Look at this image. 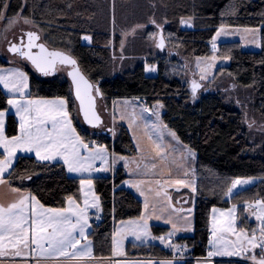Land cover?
Wrapping results in <instances>:
<instances>
[{"label":"trees","instance_id":"obj_1","mask_svg":"<svg viewBox=\"0 0 264 264\" xmlns=\"http://www.w3.org/2000/svg\"><path fill=\"white\" fill-rule=\"evenodd\" d=\"M129 1L0 0V4L8 5L4 13L7 20L18 18V25L28 26L34 32L38 28L43 36L48 34L49 40L54 38L53 41L50 40L53 46L72 48L81 70L98 85L107 101L141 99L146 100L148 106H153L159 100L164 101V122L177 133L184 144L197 153V192L191 193L195 199V233L191 237L178 238L175 243L185 246L187 257L205 258L209 251L213 208L229 209L235 205L238 207L239 228L251 234L258 227V223L252 221L250 211L244 205L247 202L264 200V149L259 157L251 154L250 142L244 131L243 114L230 108L218 91H206L200 96L198 93L196 102H193L188 92L190 85L184 82V74L178 71L181 69L177 64H184L196 57H210L211 42L222 26L260 29L261 51L247 52L240 42L234 41L220 45L219 53L221 57L230 60V65L223 68L225 74L238 88L253 93L256 109L264 116V0L146 1L153 14L156 11L151 5L155 1L162 5L161 15L166 27L165 30H160V36L170 39L169 46L172 50L169 58L158 59V73L155 78L146 76V62L137 57L124 60H115L112 57L110 9L114 6L116 17L117 8L120 10V6ZM101 9L104 13L102 16ZM24 17L30 23L25 24ZM184 21L192 22L195 30H183ZM119 27L118 24L114 28L118 34L117 43L113 47L117 57L120 55L122 38L118 33ZM84 36L91 37V47L82 45ZM165 43L167 48L166 40ZM3 65L0 62V67ZM175 66L177 72L173 69ZM29 74L32 98L64 97L69 100V108L73 111L72 92L68 81L56 77H38L30 71ZM7 98L9 96L0 88V111H9ZM18 126L16 117L9 114L7 135L17 134ZM80 132L83 137L88 138L86 133L81 130ZM97 139L114 148L116 155L137 153L131 135L124 126L114 145L105 139ZM21 176L25 178L21 179ZM243 178H256L259 181L228 200L227 188L231 187L235 179ZM125 179L123 169H118L115 178H95L105 217V221L92 235L98 257L112 255L114 225L120 220L136 218L141 214V200L128 190L118 189ZM7 180L14 187L33 194L47 207L64 208L69 196H80V180L71 178L65 165L44 163L33 157H19ZM152 230L155 235H162L169 229L154 226ZM179 264L196 262L186 261ZM215 264L245 263L216 261Z\"/></svg>","mask_w":264,"mask_h":264},{"label":"snow or ice","instance_id":"obj_2","mask_svg":"<svg viewBox=\"0 0 264 264\" xmlns=\"http://www.w3.org/2000/svg\"><path fill=\"white\" fill-rule=\"evenodd\" d=\"M7 8V4H0V19H5L4 13ZM13 22V19H9V25ZM23 22L25 24L30 23L27 17L23 18ZM223 31L222 26L217 32V36ZM25 35L27 36V50H24L23 36L21 37L20 45L11 43L8 50L18 54L23 59L31 61L36 70L45 76L51 74L57 64L71 66L72 70L68 72V75L75 85V97L80 102L79 107L83 112V119L88 125L98 127L101 120L94 111L93 97L91 95L93 85L89 84L81 74L76 59L61 51H49L43 43L37 44L36 41L40 37L36 32L28 31ZM83 39L91 41L90 36H84ZM157 46L160 48L164 47L163 35L160 36ZM33 48H38L39 52L34 53L32 51ZM213 48L215 49V43H213ZM211 59L215 60L216 57L213 56ZM148 70L154 71L153 68H149ZM203 78L202 76L201 79ZM0 84L4 86L8 93L13 94L7 98L6 103L15 108L16 115L19 116L18 132L15 135L9 136L5 131L6 112L0 111V149H3V153L0 154V184L6 183V173L8 176L12 175V172L9 170L13 167L17 152H34L35 156L43 161H54L59 157L64 165L67 166L68 173L81 174V188L84 189L86 187L88 189V191L84 192L83 207L80 206L75 198L69 196L67 198L68 207L45 208L35 197L27 195H22L17 202L7 207L0 206V255L4 254L5 240L14 248L21 245L28 248L31 240L32 244H35L38 249L50 256H74L76 253L71 252V250L76 249L80 243V239H77L74 233L78 231L79 237L86 240V230L90 227L88 208L93 207L99 210L98 197H94L91 203L88 200L93 181L91 178H85L83 174H90L94 171H107L108 168L106 166L109 164L108 149L104 145L97 146L95 141L85 142L84 137L73 126L72 116L68 109L69 100L67 98L25 100L24 93L28 88V77L25 72L20 69L0 70ZM199 88L200 85L193 81L191 85L193 96H195ZM15 94H19V98H16ZM159 107H163V105H158ZM143 111H147V109ZM155 115L159 119V112L155 113ZM49 125L50 127H48ZM159 127L155 123L151 125V128L156 131L157 141H159L158 143L153 142L154 151L155 155L161 161H164L168 146L163 144ZM163 127L166 128L167 126L163 125ZM169 134L173 138L176 137L175 132H170ZM90 144L92 145L91 147ZM185 153H182L180 160L176 162V166L181 170L185 168V164L188 161L195 157L194 150L190 148H185ZM117 159L126 158L114 156L113 163ZM97 160L105 167L97 169L95 167ZM183 175L187 177L188 171H184ZM20 178L24 179L25 176H21ZM174 183L189 188L193 194L197 192L194 179L177 178L174 180ZM241 183L240 180L232 182L231 187L227 188L226 194L231 196L233 188ZM243 183H248V181H243ZM12 190L17 193L20 192L19 188ZM160 194L159 192L157 193V195ZM144 207L147 210L148 204L145 203ZM247 207L255 209L252 215L259 221V228L253 230L251 234L243 228L237 227L235 205L227 211H221L217 208L212 209V239L209 240L210 250L207 253V258L239 256L243 252L248 251L253 252L249 257L253 264H264V200H258L255 202V205L249 204ZM216 213H219V218L215 215ZM191 214L192 209L190 208L188 209V214L182 217L186 222L184 230H192ZM150 218L151 216L149 215L141 216L137 220H129L122 231H125V234L130 233L134 235L136 239H140L141 236L150 237L148 225ZM121 223L124 224L123 221ZM168 223H171L173 232L158 239L162 243L167 241L169 247H172L176 252H180L185 246L172 245L170 242V237L177 230V225L170 219ZM225 233L235 236L236 239L221 246V242L223 241L222 234ZM150 238L156 239L155 237ZM122 239L123 237H121V241L117 242L118 247ZM42 240L47 242V249L43 248ZM256 248H260L261 250V258L259 260H257L254 254V249ZM89 252L90 248L86 245L83 254H88ZM19 254V252L16 253V255ZM117 254L122 253L118 251ZM158 264H173V262L160 261ZM204 264H211L210 259H206Z\"/></svg>","mask_w":264,"mask_h":264},{"label":"rangeland","instance_id":"obj_3","mask_svg":"<svg viewBox=\"0 0 264 264\" xmlns=\"http://www.w3.org/2000/svg\"><path fill=\"white\" fill-rule=\"evenodd\" d=\"M146 1L149 0H130L128 3H123L120 6V10L117 8L118 12L117 16L114 17V6L110 9V18H111V49L113 51L112 57L115 60H124L125 58H134L137 57L144 62H146V76L149 78H155L157 76L158 70V59L161 57L169 58L171 56L172 50L169 46V40L166 36L164 42H167V48L161 49L157 45L160 40V30H165L166 24L161 15L163 11L162 5L155 1L151 7L156 11L154 14L151 13V9L148 6ZM101 16L104 14L101 9ZM14 22L9 25V20H7L6 24H0V31L2 32V42L0 43L1 53L8 58H19L16 55L11 54L8 50L11 43L17 44L19 38L23 36L25 38V32L19 30L21 25H18L19 20L16 18L13 20ZM155 21V23H153ZM189 23V24H187ZM119 24L120 30L118 33L121 36V44L119 56L117 57L116 51L113 49L116 42L117 33H115L114 28ZM115 26V27H114ZM182 28L185 31H193L195 30L193 23L190 21H184L182 24ZM224 31L220 33V35L214 36L211 42V52L212 55L210 57H196L190 60L185 61L183 64H177L178 71L183 73V80L186 85H190L193 81L201 84L202 88L197 91L196 94L198 96L204 94L206 91H218V93L223 97L225 103L234 110H239L243 114V124L244 131L248 137V141L250 142L251 154L253 156H261L262 151L264 149V116L262 113H259L256 109V104L254 100L253 93L248 90L240 89L229 78L228 75L225 74L223 68L228 67L230 65V60L225 59L220 56L219 50L220 45L227 42H240L242 47L247 52H259L262 49V41H261V30L257 28H230L223 27ZM39 34H41L42 42L47 44L51 50L63 51L68 54L73 55L72 48L64 49L63 47L53 46L50 44L48 34L42 35L40 30L34 29ZM219 31V30H218ZM217 31V32H218ZM23 34V35H22ZM117 34V35H116ZM48 38V39H47ZM62 40L63 38H58ZM213 43H215V49L213 48ZM70 46V44H69ZM132 55V56H129ZM137 55V56H136ZM127 56V57H126ZM215 56L216 59L212 60L211 58ZM27 64H29L26 61ZM120 65V64H119ZM32 68V72L34 75L41 77L35 69L29 64ZM177 67L175 66V71L177 72ZM149 68H153L154 71H149ZM69 67L65 65H59L56 71V74L53 76H49L46 78H60L64 81H68L67 71ZM183 70V71H182ZM204 77L201 79V77ZM190 96L193 98V102H196V96H193L191 90L188 91ZM105 98L98 99V110L100 114L104 118V125L99 130H90L85 126L82 121V118L79 113V108L77 102L73 97H71V103L73 106V117L75 122L77 123L80 130L84 133L89 134V141H94V137L97 136L99 138L105 139L106 141H110L108 137V132L112 133L114 128L117 130L118 138L120 136V132L122 126H124L131 135L132 141L134 143L135 148L138 153L131 155H116V157H125L126 159H117L116 162L118 165H123L132 177H146L151 178L152 181L155 179L158 180V184L160 185L161 190L160 195H155L154 193L149 194L145 197L144 193L142 194V198L145 203L148 204V210H151V207L156 205V207L152 210H155L156 216L163 219L166 224V227L169 228L166 234H162L161 236H166L168 233L173 232V228L171 223H168L170 219L177 225V230L174 235L170 237V242L172 244L173 238L179 237L181 235H193L195 232V210H194V202L195 199L191 194V190L189 188H185L180 185H176L174 180L177 178H187L194 179L195 184L197 183V175H196V162H197V153L195 152V157L188 161L185 164V168L183 170L179 169L176 166V162L180 160L181 154L185 153V148H190L186 144H184L178 137L177 133L169 128L164 122V114L166 112V107L163 100H159L153 106H148L147 103L141 102L137 103L131 99H122L117 102L112 107L111 115L106 111V102ZM142 101V100H141ZM108 103V101H107ZM109 104V103H108ZM107 104V105H108ZM158 105H163V107H159ZM147 109V111H143ZM149 111L151 113H149ZM159 112V119L155 113ZM110 115V116H109ZM123 117V118H121ZM111 118L114 123H112ZM155 123L159 125V132L162 134L163 144L167 147V155L164 161H161L159 157L155 155L154 144L153 142L157 141V133L155 130L151 128V125ZM111 124L114 125V128H111ZM122 126H120V125ZM163 125L167 127L164 128ZM251 125V127H249ZM106 128H110L107 133H105ZM175 132L176 137L173 138L169 133ZM151 137V139H149ZM117 139L115 142H117ZM139 146V147H138ZM107 147V146H106ZM108 149V148H107ZM191 149V148H190ZM186 154V153H185ZM139 165V166H138ZM155 165V167H153ZM188 171V176L184 177L183 172ZM240 180L242 183L237 185L232 190L231 196L226 195L228 200H231L233 196H235L240 191L251 187L256 184L259 180L256 178H243V179H235ZM233 181V182H234ZM243 181H248V183H243ZM186 196L185 203L181 204V198ZM170 198V199H169ZM160 201L162 202V207L160 206ZM256 202V201H255ZM253 202H247L244 206L246 208L247 205L252 204ZM160 209H164L162 212L163 215L160 214ZM233 207V206H232ZM231 207V208H232ZM192 209L191 214V222H192V230H184L185 221L182 217L188 214V209ZM229 208V209H231ZM221 211H227L229 209H221L217 208ZM250 211V218L252 221L258 223L259 221L255 219L252 215L251 208H248ZM146 212V210H145ZM217 218H219V213L215 214ZM236 222H238V207L236 206ZM212 216L211 215V225H212ZM126 222L124 220L119 221ZM238 227V225H237ZM239 228V227H238ZM124 226L117 228V233H113V241L118 242L121 241V237H123L122 242L117 245V248H122L123 243L126 241V238L134 239L136 238L134 235L128 233L125 234V231H122ZM250 234V233H249ZM258 234V232H257ZM223 241L221 242V246L223 244L234 241L236 239L235 236L230 234H222ZM158 237V236H157ZM140 239H145V236H141ZM178 239V238H177ZM212 239V237H210ZM145 241V240H143ZM168 246V242H164ZM210 250V245H209ZM260 248L254 249V254L257 257V251ZM261 251V250H260ZM249 253V257L253 254V252H243L239 256H226L232 258L245 257V254ZM217 257V256H216ZM210 259V258H209ZM250 259V258H249ZM205 261H199L196 264H204ZM211 264H215V260L210 261ZM240 262H245L246 264H252L250 261L243 259Z\"/></svg>","mask_w":264,"mask_h":264},{"label":"crops","instance_id":"obj_4","mask_svg":"<svg viewBox=\"0 0 264 264\" xmlns=\"http://www.w3.org/2000/svg\"><path fill=\"white\" fill-rule=\"evenodd\" d=\"M6 22H7V19L5 17V19L1 20L0 24L1 25L6 24ZM187 24H189V23H187ZM19 28H20L19 30H21L22 32H25V33L33 30V29L31 30L28 26H21ZM1 42H2V32L0 31V43ZM81 42H82V45H84V46H87V47L92 46V39H91V41H85L82 38ZM11 54L19 57L15 53L11 52ZM0 62L2 64H4L3 66L0 67V70L7 71L10 69H20L21 71H23L27 74L28 88L26 89V91L24 93V99L25 100H28V99L38 100V99H40V98H32L31 97V80H30L29 71L31 73H33L32 72L33 70L29 66V64L26 63V60H23L20 57L15 58V59L14 58H8V57L4 56L0 50ZM0 88H2L3 91L9 97L13 95L11 93H8L2 84H0ZM15 96H16V98H19V94H15ZM131 100H133L134 102L140 103V104L142 102L141 99H131ZM117 101H119V100H113L111 102L108 101L109 104L107 103V101L105 102L106 106H107L106 111L110 115H111L112 107L115 104V102H117ZM68 109H69V112L71 113V116H72L73 126L76 128L77 132L81 134V132L79 130L80 128L78 127L77 123L74 120L73 113L70 110L69 105H68ZM5 112H6V115H5V131H7L8 115L13 114L16 117L18 124H19V116L16 115L15 108H13L12 106H10L9 111H5ZM111 121H112V123L115 122V121L113 122L112 118H111ZM120 126H122V125H120ZM48 127H50V125ZM112 127L114 128V125L111 124V128ZM86 134L89 137V134L88 133H86ZM107 134H108V137L110 138V142H112V144L114 145V143H116L115 142L116 139L118 138L117 130L114 128L112 133L108 132ZM94 138H95L94 141H95L97 146H99V145L107 146L106 144H102L101 140L97 139L99 137L95 136ZM84 139H85V142L87 143L86 137H84ZM91 146L92 145H90V147ZM107 148H108V152H109V164L106 167L108 168V170L107 171H94L90 174L89 173L83 174V176L85 178H91L93 181V186H92V189L89 193L88 200L91 203V201L94 197H98L97 203L99 205V210H97V208H93V207L88 208V222H89L90 227L86 230V235H87L86 240L79 237L78 231L74 233V235H76L77 239H80V243L77 245V248L71 250V252H74L76 254L74 256H71V257H63V256H59V255L50 256L46 252H42L40 249H38L35 244H32L31 240H30V244H29L28 248H25L23 245L14 248L8 243L7 240H5L4 241V244H5L4 254L0 255V264H158V262H160V261H171V262H173V264H179V262L170 260L169 258L162 255V251L164 249L172 248V247H169L165 243H162L161 240L158 239L159 237H162V236L161 235H155L153 233L152 229L154 226L166 227L167 223H165L162 218L158 217L159 215L156 216L155 210H152L156 207V205L151 207V210L147 209L145 212V207H144L145 201L142 198L143 193H144L145 197L151 193H154L155 195H157V193L161 190L160 185H162V184H158V180H157L158 178L155 179L154 181H152L151 178H149V177L148 178H146V177H139V178L138 177H136V178L132 177L131 174L128 171H126V169L123 165H118V163L116 161H115V163H113V157L114 156L116 157L115 152H114V148L108 147V146H107ZM136 151H137V149H136ZM0 152L3 153V149H0ZM137 153H138V151H137ZM21 156L33 157V158L37 159L38 161H41L44 163L63 164L64 165L63 161L59 157H57V159L54 161H43V160H39L35 156L34 152H32V153L17 152L16 158L13 162V167H12V169L9 170L10 172L13 171L19 157H21ZM65 167H66V171H67V166L65 165ZM95 167L97 169H99V168H102L105 166L102 165V163L99 160H97L95 162ZM118 169H123V171H124V175H125L126 179L124 180L123 183L125 184L126 189L128 191H130L136 198L141 200L142 211H141L140 216H138L136 218L125 219L124 221H126V222H124V224L119 223V221H118L114 225L115 233H117V228L119 229L122 226L125 227V225L127 224V222L129 220H137L141 216H149L150 215L151 218L148 220L150 237H155L156 239H153L150 237H145V239H143L145 241H143L142 239L126 238V241L123 243V247L119 248V249L117 248V245H116L117 242H114L112 240V244H113L112 255L110 257H98L96 255L95 243H94V239H93L92 235L97 231L98 227H100L101 225L100 226L94 225L93 220L99 216H103L104 212H103V205H102L101 197L99 196L97 189H96L95 178H97V177L115 178ZM67 174L71 178H75V179H79V180L81 179V174L68 173V172H67ZM7 177H8V174L6 173L5 174L6 183L0 184V206L7 207L10 204L15 203L20 199V197L22 195L35 197L33 194H31L30 192L25 191V190L20 189L19 193L13 191L12 189H15L16 187H14L13 184L9 180H7ZM254 185H252V186H254ZM196 187H197V183H196ZM86 191H88V189L86 187L84 189L81 188L80 189V196L79 197H73L77 200V202L80 204L81 207L84 206L83 205V201L85 198L84 192H86ZM35 198H36V200H38L37 197H35ZM185 199H187L186 196H183L181 198V204L185 203V201H186ZM160 206L162 207L161 201H160ZM160 206H159L160 214L163 215L164 213L162 211L164 210L163 209L164 207L161 210ZM44 207L45 208H52V207H47V206H44ZM66 207H68L67 201H66L64 208H66ZM29 211H30V209H29ZM237 225H238V222H237ZM194 226H195V222H194ZM114 230H113V233H114ZM49 231H51V229H49ZM193 235H181L179 237L173 238L172 245H177L175 243V240L177 238L191 237ZM211 237H212V233H211ZM112 238H113V236H112ZM41 243L43 244V248L47 249V242L42 240ZM86 245L88 246V248H90V252L88 254H83V251H84ZM118 251L122 254H117ZM17 252H19L20 254L16 255ZM257 257L261 258V251L260 250L257 251ZM213 259L215 260V262L216 261H239L240 262L243 259H246L253 264L252 260L249 259V253H246L245 257H242V258L241 257L232 258V257H226V256H217V257H211L210 261H212ZM196 263H198V262H196ZM243 263H245V262H243Z\"/></svg>","mask_w":264,"mask_h":264},{"label":"water","instance_id":"obj_5","mask_svg":"<svg viewBox=\"0 0 264 264\" xmlns=\"http://www.w3.org/2000/svg\"><path fill=\"white\" fill-rule=\"evenodd\" d=\"M36 33H37V34L39 35V37H40V39H39L38 41H36V43H37V44L43 43V42L41 41V39H42V38H41V35H40L38 32H36ZM26 41H27V36H26ZM43 44L45 45V47H46L49 51H53V50H51V49H50L45 43H43ZM26 45H27V42H26V44H24V50H27ZM165 47H166V43L164 42V47L161 48V49L163 50V49H165ZM32 51H33L34 53H36V52H39V49H38V48H33ZM64 53H65V52H64ZM65 54H68V53H65ZM17 55H18V54H17ZM68 55H70L72 58L76 59L74 55H71V54H68ZM18 56H19V55H18ZM19 57H20V56H19ZM20 58H21V57H20ZM21 59H23V58H21ZM23 60H26V59H23ZM26 61H27V62H28V63H29L34 69H35V71H36L41 77H43V78H46V77H49V76H53L54 74H56L57 68H58V66L60 65V64H57L55 70H54L51 74L45 76L44 74H42V73H40L39 71L36 70V68L32 65L31 61H28V60H26ZM76 61H77V59H76ZM77 65H78V67H79V70H80L81 74L84 76V78L88 81L89 84L93 85V88L91 89V95H92V97H93L94 111H95L96 114L100 117V120H101V123L99 124L98 127H93V126H91V125H88V124L84 121V119H83V112L80 110V107H79L80 102H79V100L76 99V97H75V85L73 84L71 77L68 75V72L72 70V69H71V66H69V65H65V66L69 67V70L67 71V77H68V83L70 84V87H71L72 97H73V98L75 99V101L77 102V105H78V108H79V113H80V116H81L82 121H83V123L85 124V126H86L87 128H89L90 130H95V131H96V130H99V129L104 125V118H103V116L100 114V112H99V110H98V99H99V98L102 99V98H103V95H102V93H101V91H100L98 85H95V84L89 79V77H88V76H87V75L81 70V67H80L78 61H77ZM191 85H192V83H191ZM201 88H202V86L200 85V88H199L198 90H200ZM97 89H98V91H97ZM189 90L192 91L191 86H190V89H189ZM198 90H197V91H198ZM196 93H197V92H196ZM196 93H195V96L197 95ZM109 130H110L109 128H106L105 133H107V131H109Z\"/></svg>","mask_w":264,"mask_h":264},{"label":"built area","instance_id":"obj_6","mask_svg":"<svg viewBox=\"0 0 264 264\" xmlns=\"http://www.w3.org/2000/svg\"><path fill=\"white\" fill-rule=\"evenodd\" d=\"M142 102L147 103L146 100H142ZM149 113H151L149 111ZM87 143L89 142V138H86ZM91 145V144H90ZM119 190L123 189V190H127L126 186L124 183H121L118 187ZM252 205H255V202L252 203ZM255 209L251 208V211L253 212ZM105 221V217L103 216H99L97 218H95L93 220V224L96 226H100L103 222ZM186 253V249L184 248L182 251L180 252H176L173 248H166L162 251V255L169 258L170 260L173 261H177V262H186V261H194V262H199V261H205L207 258V256L205 258H192V257H187L185 255Z\"/></svg>","mask_w":264,"mask_h":264},{"label":"flooded vegetation","instance_id":"obj_7","mask_svg":"<svg viewBox=\"0 0 264 264\" xmlns=\"http://www.w3.org/2000/svg\"><path fill=\"white\" fill-rule=\"evenodd\" d=\"M41 41H42V39H41ZM26 37L25 38H23V46H24V44H26ZM21 44V38H19V41H18V43H17V45H20Z\"/></svg>","mask_w":264,"mask_h":264}]
</instances>
